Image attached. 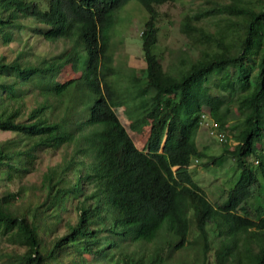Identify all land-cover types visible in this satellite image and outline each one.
Segmentation results:
<instances>
[{
  "label": "trees",
  "instance_id": "trees-1",
  "mask_svg": "<svg viewBox=\"0 0 264 264\" xmlns=\"http://www.w3.org/2000/svg\"><path fill=\"white\" fill-rule=\"evenodd\" d=\"M126 1L51 0L45 10L33 0H0V43L17 45L12 59L0 54V131L22 138L0 140V235L12 245L0 258L6 264H167L192 247L196 258L179 256L177 264H206L210 249L214 264H264V207L249 204L260 179L247 160L264 141V0H204L183 13L180 29L199 46L173 73L152 50L155 6L171 0H137L147 13L140 46L151 90L141 148L113 110L107 80V29L112 11ZM211 17L212 28L198 23ZM40 40L69 42L30 59ZM66 65L77 74L58 80ZM226 67L230 75L219 77ZM209 84L226 94L206 106L201 99ZM33 89L40 99L21 112ZM231 100L242 112L241 128L232 145L225 136L221 153L208 154L195 142L199 124L208 110L217 120L212 129L224 132ZM68 144L71 153L48 164L38 184L8 187L36 168L39 148ZM222 155L240 173L224 201L213 205L188 166L201 157L202 165L216 163ZM255 156L264 177V159ZM215 209L222 212L217 221Z\"/></svg>",
  "mask_w": 264,
  "mask_h": 264
},
{
  "label": "rangeland",
  "instance_id": "rangeland-1",
  "mask_svg": "<svg viewBox=\"0 0 264 264\" xmlns=\"http://www.w3.org/2000/svg\"><path fill=\"white\" fill-rule=\"evenodd\" d=\"M40 9L49 10L51 0H33ZM49 2V3H48ZM204 3V0H171L166 1L155 6L158 16V32L157 40L152 46V50L159 55L162 68L168 72H175L180 65V60L193 58L197 55V47L194 34H188L180 29V18L185 12H190L195 6ZM147 17V13L137 0H127L122 5L116 7L112 11V23L107 29L108 49L112 56V70L107 76L108 83L112 89L116 103L113 105V110L118 116L119 120L124 125L126 131L132 138L134 144L141 148L145 143L148 133L149 118L146 116L149 107L148 95L151 90L145 87V62L141 50L140 30L142 24ZM216 17L208 19H200L198 23L213 27L212 23ZM69 41H35L30 50L35 54H30L28 57H46L59 51ZM17 52V45L9 42L7 44L0 43V54L4 59L9 60L14 57ZM180 59V60H179ZM185 62H183L184 64ZM77 69H72L69 65L60 72L59 79L77 74ZM231 72L230 67L218 73L219 77L229 76ZM175 74V73H174ZM177 75V74H175ZM225 93L220 85L213 86L209 84L208 95L201 99V102L210 106L213 102V97L219 93ZM227 97V95H226ZM233 99V96H229ZM40 99V94L33 89L26 95L25 101L21 106V112L26 111L29 107L35 104L36 100ZM229 110L225 113V121L227 127L226 143L232 145L235 136L242 125V112L236 109L234 100ZM205 119L199 124L195 135V142L205 150L208 154L221 153V142L217 133L211 128H216L217 120L214 116L205 110ZM220 111L222 107L220 106ZM217 129V128H216ZM212 130V132H210ZM22 139L21 134L13 135L7 131H0V140L4 138ZM217 138V139H216ZM72 150V144L63 145L57 149L39 148L36 168L31 172L25 174L20 180L12 181L8 185L11 190L16 189L19 181L25 184H38L40 174L48 164L61 161L67 157ZM258 153L259 159H264V141L257 143L255 152L247 156L248 162L251 164L254 175L259 178L260 187H254L256 190L249 204L258 202L264 207V177L261 176L258 158L255 156ZM230 156L222 155L220 161L216 163H208L202 165L201 162L206 161V157L192 159L188 168L192 174L195 182L199 183L200 187L204 189L207 198L213 205L220 204L226 197L227 190L238 179L240 170L234 165ZM262 162V161H261ZM258 165V166H257ZM216 208V206H215ZM216 210V209H215ZM260 211V210H259ZM222 212L216 210L213 212V220L217 221ZM60 227V226H59ZM206 227L209 229V238L211 245L214 247L218 241V237L212 231V223H207ZM62 228V227H61ZM60 228V229H61ZM189 236L192 237V234ZM12 245L3 239L0 235V250L9 249ZM191 252L193 254H191ZM213 250L210 249L207 253L206 264H214ZM184 257L186 262H190L196 258V254L192 247L180 250L172 254L168 259L167 264H177V258ZM181 261L180 264H187ZM0 264H6L4 259L0 258Z\"/></svg>",
  "mask_w": 264,
  "mask_h": 264
},
{
  "label": "built area",
  "instance_id": "built-area-1",
  "mask_svg": "<svg viewBox=\"0 0 264 264\" xmlns=\"http://www.w3.org/2000/svg\"><path fill=\"white\" fill-rule=\"evenodd\" d=\"M203 115V114H202ZM204 117H205V115H203V119H202V121L204 120ZM201 121V122H202ZM211 128H213V126L211 127ZM214 130V129H213ZM210 132H212V130H210ZM225 136H226V134L224 133V132H219L218 133V138L219 139H225Z\"/></svg>",
  "mask_w": 264,
  "mask_h": 264
},
{
  "label": "clouds",
  "instance_id": "clouds-1",
  "mask_svg": "<svg viewBox=\"0 0 264 264\" xmlns=\"http://www.w3.org/2000/svg\"><path fill=\"white\" fill-rule=\"evenodd\" d=\"M205 119V118H204ZM202 123V122H201ZM199 128V127H198ZM217 139V138H216Z\"/></svg>",
  "mask_w": 264,
  "mask_h": 264
},
{
  "label": "crops",
  "instance_id": "crops-1",
  "mask_svg": "<svg viewBox=\"0 0 264 264\" xmlns=\"http://www.w3.org/2000/svg\"><path fill=\"white\" fill-rule=\"evenodd\" d=\"M196 135V134H195ZM198 146V145H197ZM199 147V146H198Z\"/></svg>",
  "mask_w": 264,
  "mask_h": 264
}]
</instances>
